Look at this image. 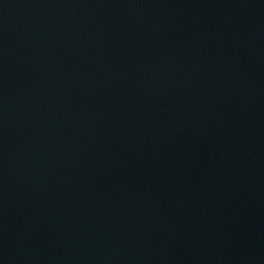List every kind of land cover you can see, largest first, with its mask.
<instances>
[{
    "label": "water",
    "instance_id": "water-1",
    "mask_svg": "<svg viewBox=\"0 0 264 264\" xmlns=\"http://www.w3.org/2000/svg\"><path fill=\"white\" fill-rule=\"evenodd\" d=\"M0 264H264V0H0Z\"/></svg>",
    "mask_w": 264,
    "mask_h": 264
}]
</instances>
